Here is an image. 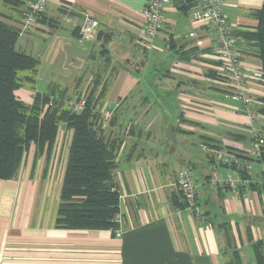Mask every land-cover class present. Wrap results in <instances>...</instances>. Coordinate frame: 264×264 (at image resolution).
<instances>
[{"label": "crops", "instance_id": "crops-1", "mask_svg": "<svg viewBox=\"0 0 264 264\" xmlns=\"http://www.w3.org/2000/svg\"><path fill=\"white\" fill-rule=\"evenodd\" d=\"M182 1L185 10L192 2ZM262 1L223 0L225 14L235 32L256 25L253 12L261 7ZM145 2L48 0L43 15L46 21L57 23L51 35L64 33L61 35L64 49L77 59L85 58L88 50V56L92 57L93 50L99 49L102 58L99 68L89 69L84 85L79 84L78 67L66 74L54 72L48 78L53 88H65L70 94L80 91L86 94L96 75L107 82L96 106L99 117L104 108L111 111L105 135L120 139L113 182L120 194L122 219L115 230L56 225L61 177L71 135L70 130H61L64 138L57 136L49 149L43 151L32 144L16 176L0 179V264L256 262L253 245L264 241V172L255 178L250 173V161L255 159L246 155L249 131L243 116L235 113L231 104H221L215 94L205 90V86L212 87L221 95L223 89L215 73L218 61L213 35L206 25L190 21L188 33L176 39L173 32L177 20L172 15L182 8H177L172 0L164 11L163 28L150 39L143 30L141 8ZM4 7L7 6L0 0V11ZM12 10L7 7L14 18L4 20L18 26L21 17ZM84 15L96 19L99 25L93 37L85 40L87 45L81 47L85 48L77 52L74 35L79 34ZM47 24L40 23L20 34L17 47L32 54L36 40L49 34ZM239 39L244 69L248 73L260 69V59L250 53L254 48L247 40ZM155 40H162L166 47L168 44L169 50L173 48L179 60L170 67L173 74L165 75L169 81L160 79V90L165 85L163 90L168 94L174 92L177 100L176 113L169 115L165 109L167 114L163 117L149 104L146 90H136L139 79L133 73L140 69V53L148 56L156 47ZM119 59L123 63H118ZM248 89L254 98L263 93V88L251 80ZM33 91L27 84L16 95L31 103ZM152 114H158L152 120L153 125L148 121ZM204 138L209 146L222 145L248 164L249 172L243 174L239 185L240 190L247 191L246 198L235 196L233 188L223 184L229 168L215 165L201 149ZM182 167L194 171L196 195L190 205L177 188V172ZM213 172L217 173V180ZM117 231L120 236L116 235Z\"/></svg>", "mask_w": 264, "mask_h": 264}, {"label": "trees", "instance_id": "trees-1", "mask_svg": "<svg viewBox=\"0 0 264 264\" xmlns=\"http://www.w3.org/2000/svg\"><path fill=\"white\" fill-rule=\"evenodd\" d=\"M2 1L21 19L18 26H14L4 20L14 18L7 12V7L0 11V179L16 176L29 146L33 144L41 151L47 150L57 132L70 130L55 223L64 228L115 230L119 224L113 218L119 212L120 194L113 182V173L120 139L105 135L96 106L104 95L107 82L97 75L91 79L86 104L80 112H73L68 107L70 93L67 89L53 86L37 89L40 60L17 47L18 37L40 23H48L47 30L51 34L57 23L46 21L44 10L35 16V22L28 30L22 31L19 24L27 0ZM253 15L256 25L236 34L248 41L254 48L250 53L260 59L263 93L256 97V105L264 116V0ZM77 35L81 37L80 33ZM27 84L34 89L31 103L16 95V91ZM81 92L70 95L84 94ZM205 140L203 143L208 142ZM263 243L258 241L253 245L255 264H264Z\"/></svg>", "mask_w": 264, "mask_h": 264}, {"label": "built area", "instance_id": "built-area-1", "mask_svg": "<svg viewBox=\"0 0 264 264\" xmlns=\"http://www.w3.org/2000/svg\"><path fill=\"white\" fill-rule=\"evenodd\" d=\"M172 0H146L141 8L144 18V34L152 38L164 26V10ZM48 0H27L23 18L19 27L22 31L28 30L35 22V16L46 9ZM192 23L206 25L208 31L213 35L215 42V56L218 61V68L215 71L222 82V93L225 98L234 101L236 105L233 111L243 116L245 127L249 131L248 148L246 155L255 160H262L264 151V116L260 114L254 98L248 89L249 81H253L262 87V72L254 69L248 73L240 61L238 50L239 36L234 31L230 20L225 14L223 0H192L189 11ZM99 23L96 19L83 16L80 27L79 42L91 39ZM67 100L68 107L73 112H80L86 104V94L72 95ZM111 119V111H101V125L105 127ZM202 150L211 158L215 165L226 166L229 173L224 177L223 184L232 187L237 197L248 196L247 191L239 189L243 181V174L249 172L248 164L242 163L237 154L224 146L211 147L205 143L200 145ZM264 172V167H263ZM217 180V173H212ZM195 177L191 167H184L177 172V188L183 200L188 204L195 201ZM121 214L114 215V222L120 224ZM120 236V231L116 232ZM255 264V263H248Z\"/></svg>", "mask_w": 264, "mask_h": 264}, {"label": "rangeland", "instance_id": "rangeland-1", "mask_svg": "<svg viewBox=\"0 0 264 264\" xmlns=\"http://www.w3.org/2000/svg\"><path fill=\"white\" fill-rule=\"evenodd\" d=\"M189 11H190V7L186 8V10L182 8L176 10L177 13L172 15L173 18L177 20V25L174 28L175 32H173L174 37H177L176 39L182 38L184 33L186 32L188 33L189 31L190 28ZM58 34L60 35L58 36ZM44 35H45V39H37L36 44L32 47L31 50L34 57L41 59V67L38 72V78L35 84L37 89L46 90L48 86L52 87L53 82L49 80L48 77L50 75H55L54 72H61L63 74H66L70 72L72 69H75L77 67H78V72L81 75L79 84L84 85L90 75V73L88 72L89 69L99 68L98 63H100V60L102 59L100 58L99 49L93 50L94 55L92 57L88 56L90 53L88 50L85 53V58L77 59L73 54L69 53L67 49L63 48L61 35H64V33L57 32L54 35L51 34H44ZM74 38H75V48H76L75 51L77 52L82 51L81 49H84L85 47L83 48L81 47L87 44H85V41L79 42L78 35L76 36L74 35ZM154 43L156 47H154L152 51L149 52L148 56H143V54L140 53L141 55L140 59H142V62H140V69L137 70V72L133 71V73L138 74V79H139V84L137 85L136 90H144V91L146 90V94L149 95V104L152 106L153 110L160 111L161 117L167 114L164 113L165 109L169 111V115L170 114L174 115L177 111L176 95L174 92H171L169 94L166 93L163 90L165 88V85L161 86L162 90H160V85H161L160 79L165 78L164 80L169 81V78H166L165 75L166 73L173 74L171 71H169L170 67L174 61H179V60L177 59L176 52L173 50V48L169 50L167 43H166L167 47L164 45L162 40H155ZM132 50L136 53H139L135 48H133ZM28 51L30 52V50ZM129 53L131 55V50H129ZM92 63L96 65L94 67L90 66L92 65ZM118 63H123V62H121V60L119 59ZM121 73L122 71H120V74ZM205 90L207 91L208 94H215L220 99L221 104L229 103L231 104L232 107L236 105L234 101H231L230 99L225 98L223 95H219V93H216L215 90L212 89V87L210 89V88H206L205 86ZM69 96L71 95L69 94ZM157 115L158 114H152L149 116V120H148L149 124L151 125L155 124V121L152 120ZM57 136L64 138L62 131L57 132ZM194 136L195 138L198 139L197 135ZM68 141H70V136L68 138ZM247 147H248V140H247ZM263 167H264V158L262 160L250 161V173H252V176L254 178L256 176L257 177L262 176ZM52 177L53 180H55V176Z\"/></svg>", "mask_w": 264, "mask_h": 264}, {"label": "water", "instance_id": "water-1", "mask_svg": "<svg viewBox=\"0 0 264 264\" xmlns=\"http://www.w3.org/2000/svg\"><path fill=\"white\" fill-rule=\"evenodd\" d=\"M174 3L177 8H182L184 6V2L182 0H174Z\"/></svg>", "mask_w": 264, "mask_h": 264}, {"label": "bare ground", "instance_id": "bare-ground-1", "mask_svg": "<svg viewBox=\"0 0 264 264\" xmlns=\"http://www.w3.org/2000/svg\"><path fill=\"white\" fill-rule=\"evenodd\" d=\"M171 2H172V1H171ZM168 5H169V4H168ZM168 5H167V6H168ZM167 6H166V7H167ZM166 7H165V8H166ZM164 11H165V10H164ZM164 21H165V19H164Z\"/></svg>", "mask_w": 264, "mask_h": 264}]
</instances>
